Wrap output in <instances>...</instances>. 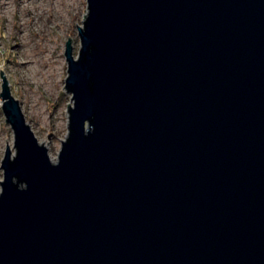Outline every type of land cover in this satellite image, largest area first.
Listing matches in <instances>:
<instances>
[{
    "label": "water",
    "instance_id": "water-1",
    "mask_svg": "<svg viewBox=\"0 0 264 264\" xmlns=\"http://www.w3.org/2000/svg\"><path fill=\"white\" fill-rule=\"evenodd\" d=\"M86 7L56 163L0 71V264H264V0Z\"/></svg>",
    "mask_w": 264,
    "mask_h": 264
},
{
    "label": "rangeland",
    "instance_id": "rangeland-1",
    "mask_svg": "<svg viewBox=\"0 0 264 264\" xmlns=\"http://www.w3.org/2000/svg\"><path fill=\"white\" fill-rule=\"evenodd\" d=\"M86 14V0H0V71L35 138L54 163L68 133L67 105L73 106L64 88L66 42L72 40L76 57L80 49L76 26L82 27ZM2 83L0 75V93ZM1 106L0 98V183L6 146L15 152L13 132Z\"/></svg>",
    "mask_w": 264,
    "mask_h": 264
},
{
    "label": "bare ground",
    "instance_id": "bare-ground-1",
    "mask_svg": "<svg viewBox=\"0 0 264 264\" xmlns=\"http://www.w3.org/2000/svg\"><path fill=\"white\" fill-rule=\"evenodd\" d=\"M29 66H30V64H28ZM30 127V126H29ZM40 143V142H39ZM41 145L43 144V143H40ZM42 146H44V144L42 145ZM44 148H46V147H44ZM52 161V160H51ZM54 162V161H53Z\"/></svg>",
    "mask_w": 264,
    "mask_h": 264
}]
</instances>
